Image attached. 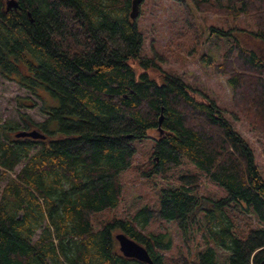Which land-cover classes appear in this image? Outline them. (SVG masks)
Masks as SVG:
<instances>
[{"label":"trees","instance_id":"1","mask_svg":"<svg viewBox=\"0 0 264 264\" xmlns=\"http://www.w3.org/2000/svg\"><path fill=\"white\" fill-rule=\"evenodd\" d=\"M6 1L0 0V77L41 99L45 119L18 112L19 120H0V264H147L122 255L118 232L145 247L153 264L264 260V178L252 146L215 101L197 99L179 76L162 72L159 83L149 75L157 66L154 56L142 54L131 0H15L9 9ZM170 1L183 21L168 43L187 55L201 33L194 11L252 20L254 31L235 23L228 30L210 27L231 40L213 67L225 76L235 115L260 136L264 154V53L241 40L264 42V0ZM17 105L32 108L36 101L18 97ZM20 129L45 137H16ZM150 129L159 136L142 168L131 142ZM184 162L195 172L179 174L177 185H156L154 204L93 227V215L119 205L124 171L135 167L151 181L167 179ZM200 176L223 194L200 193ZM154 221L171 222L184 239L199 231L201 248L169 257L170 234L145 232ZM218 248L226 253L222 261Z\"/></svg>","mask_w":264,"mask_h":264},{"label":"rangeland","instance_id":"2","mask_svg":"<svg viewBox=\"0 0 264 264\" xmlns=\"http://www.w3.org/2000/svg\"><path fill=\"white\" fill-rule=\"evenodd\" d=\"M182 19V10L176 3L170 0L142 1L139 7V15L136 18L137 25L144 36L142 54L146 57L154 56V63L157 66L156 71L148 70L149 75L159 83L162 82V72L179 76L189 84L192 94L197 99L201 100L204 99V96H207L209 99L215 101L232 126L252 146L255 164L259 173L264 178V154L262 153L260 136L251 130L245 119L239 115H235L231 103L232 92L227 85L225 76L214 72L213 64L221 59L222 53L231 44V40L220 37L218 34L210 33V27L228 30L230 27L235 26L234 23L241 28L254 31L255 27L252 20L245 24L244 22L248 19L243 15L234 20V17L228 15L194 11V21L201 33L196 51L192 55H187L180 52L177 48L170 47L168 43L170 34L182 23ZM235 33L238 32L235 31ZM241 40L247 44L249 43L248 45L252 46L257 52L264 53V42L257 41L252 36L242 37ZM204 54L210 56L211 63H207V59L202 57ZM139 71L137 69V72ZM43 95L47 96L48 103L57 104V100L50 96L48 90H45ZM28 96L35 99V107H18L17 98ZM41 102V99L29 94L15 81L0 77L1 122L19 120L18 112L27 114L29 118L36 122L42 121L45 119V116L40 109ZM158 136L159 131L157 129H150L148 137L131 142L136 149L135 164L138 162V164L142 165V168H146L148 164L147 157L152 149L154 140ZM20 166L18 165L16 170H19ZM195 170L196 168L193 165L184 162L180 167L170 171L167 179L157 177L151 181L148 178L139 176L135 171V167H131L124 171L120 177L122 194L119 205L114 209L104 210L93 215V227L95 229L99 228L114 215L119 217L130 216L144 204H148L149 206L154 204L156 185L157 187L158 185H177L176 179L179 174L186 171L194 173ZM0 184L2 185V182ZM199 191L212 198H217L223 194L220 187L213 184L212 181L204 176H200ZM158 230L167 231L173 240L174 245L169 252V257L171 255V258H178V255L182 252H190L191 254L201 248L199 231H194L191 238L184 239L183 235L179 233V230L171 222L154 221L149 224L145 232ZM38 233L39 230H37L35 238ZM218 249V257L222 261L226 253L221 251V248ZM220 262L218 261V263Z\"/></svg>","mask_w":264,"mask_h":264},{"label":"water","instance_id":"3","mask_svg":"<svg viewBox=\"0 0 264 264\" xmlns=\"http://www.w3.org/2000/svg\"><path fill=\"white\" fill-rule=\"evenodd\" d=\"M143 0H131L129 17L135 20L139 15V7ZM6 8L17 7V2L15 0H7ZM16 137H30L35 139H43L45 135L39 132L37 129L32 130H21L15 134ZM115 238L118 243V247L123 256L134 258L139 261L145 262L147 264H153L152 259L145 247L138 244L133 239L129 238L122 232L115 234ZM258 264H264V260L258 262Z\"/></svg>","mask_w":264,"mask_h":264}]
</instances>
